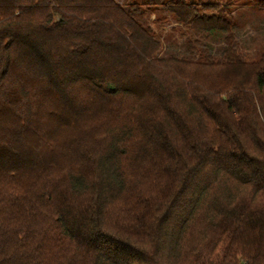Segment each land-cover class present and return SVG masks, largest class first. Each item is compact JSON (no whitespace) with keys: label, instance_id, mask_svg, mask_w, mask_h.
<instances>
[{"label":"trees","instance_id":"16d2710c","mask_svg":"<svg viewBox=\"0 0 264 264\" xmlns=\"http://www.w3.org/2000/svg\"><path fill=\"white\" fill-rule=\"evenodd\" d=\"M230 6L0 0V264H264V49Z\"/></svg>","mask_w":264,"mask_h":264},{"label":"rangeland","instance_id":"374dc122","mask_svg":"<svg viewBox=\"0 0 264 264\" xmlns=\"http://www.w3.org/2000/svg\"><path fill=\"white\" fill-rule=\"evenodd\" d=\"M123 4H138L141 7V12L145 13L147 15L148 11L143 7L145 0H119ZM190 1V0H188ZM198 1V0H195ZM205 2H214L218 1L222 5L223 4H230V10L232 11V14L235 16V21L239 22L238 27L240 30H246L250 31L248 33H252L253 36H256L255 42H256V50L252 53H247L245 55V58L248 60H256L260 57L263 49H264V0H203ZM255 15L254 19L253 16ZM237 15V16H236ZM154 18V15L151 16V19ZM258 21L257 27L260 31L263 30L262 35H258V32L256 31V27L253 28L249 26L251 22ZM251 25V24H250ZM246 33V32H245ZM186 38V37H185ZM212 45H217L215 43H211ZM186 49L185 53H181L180 55L182 57H189L190 59H193V57H190L188 52V44H185ZM164 56V53L162 54ZM167 56V54H166Z\"/></svg>","mask_w":264,"mask_h":264}]
</instances>
